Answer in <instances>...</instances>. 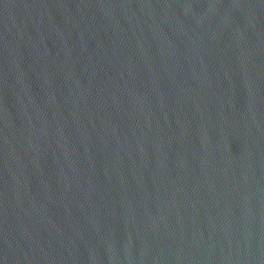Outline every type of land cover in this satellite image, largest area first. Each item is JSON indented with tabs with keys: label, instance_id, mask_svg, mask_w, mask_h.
<instances>
[{
	"label": "water",
	"instance_id": "water-1",
	"mask_svg": "<svg viewBox=\"0 0 264 264\" xmlns=\"http://www.w3.org/2000/svg\"><path fill=\"white\" fill-rule=\"evenodd\" d=\"M0 264H264V0H0Z\"/></svg>",
	"mask_w": 264,
	"mask_h": 264
}]
</instances>
